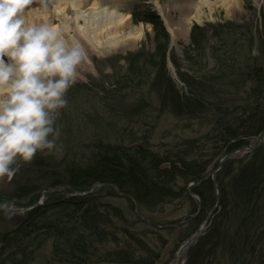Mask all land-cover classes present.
I'll return each mask as SVG.
<instances>
[{"label": "trees", "instance_id": "16d2710c", "mask_svg": "<svg viewBox=\"0 0 264 264\" xmlns=\"http://www.w3.org/2000/svg\"><path fill=\"white\" fill-rule=\"evenodd\" d=\"M261 15L263 25L258 39L240 35L239 27H232L231 23L192 27L193 46L187 50L185 59L189 64L187 71L183 69L184 59L173 54L185 89H181L169 73L167 45L159 46L151 54H145L143 49L130 53L127 56L129 75L120 76L113 83L121 90L129 89L122 93L126 94L140 87L144 78L147 81L143 84L151 82L152 89L161 99L159 117L172 111L178 115L199 112V117L203 115L201 123L210 126L207 133L200 138L187 137L174 146L167 145L164 151H154L152 140L159 123L158 116L151 122L147 121V116L144 117L145 132H132L128 129L130 123H119L121 128H117L116 138L126 136L130 143L119 144L101 139V142L96 141L82 149L81 156L71 158L68 165L67 160L36 154L31 162H25L20 168V180L10 182L9 186L14 188L6 194L9 199H5L6 202L10 198H20L30 204L39 200L40 193L50 187L65 186L71 191H81L98 182H108L134 196L144 217L138 214L134 201L128 197L131 211L127 213L99 191L68 197L52 192L42 204L27 212L21 223L12 225L10 217L3 218L0 226V264H39L42 257L44 264H151L155 254L147 236L158 233L162 238L160 230L164 227L156 224L171 223L161 214L167 205L177 200L180 203L190 201L191 189L201 195V214L202 218L206 217L217 196L213 181L203 180L193 187L190 184L201 181L211 168L217 166L219 160L214 158L222 153L225 156L233 148L249 143L250 138L260 136L264 130V65L251 62L254 61L255 44H258L257 50L264 52V11ZM146 21L168 38L159 16L147 13ZM212 37L216 40L212 41ZM207 52L212 54L210 58L213 62L207 59ZM156 56H160L158 62L155 61ZM146 57L147 63L157 66L156 74L150 79L141 71L140 63ZM137 79L140 84H135ZM122 80H128L130 84ZM124 119L129 118L126 116ZM212 141L213 152L210 153L212 147L207 150L203 143L207 145ZM245 153L227 160L217 173L221 207L226 205L227 208L221 221L225 225L235 223L233 232L238 233L228 245L231 259L228 264H264L261 259L264 254L261 249L264 237V146ZM2 201L4 195L0 196ZM190 202L193 207L191 213H196L198 201ZM0 213L10 215L6 210ZM113 215L120 219L121 224L113 219ZM196 220L189 226L191 229L185 228L190 230L185 239L202 224V220ZM141 223L147 226L143 235L130 229L132 225L136 227ZM207 239L203 248L209 251L205 260L210 262V255L214 252L212 248H216L221 241L215 232ZM49 242L50 254L45 256L44 250ZM256 254L260 258L258 263H255ZM206 261L204 264H207Z\"/></svg>", "mask_w": 264, "mask_h": 264}, {"label": "rangeland", "instance_id": "374dc122", "mask_svg": "<svg viewBox=\"0 0 264 264\" xmlns=\"http://www.w3.org/2000/svg\"><path fill=\"white\" fill-rule=\"evenodd\" d=\"M47 1L49 3H53L51 2V0ZM105 1H107L106 4L110 2V0H84V8L86 9L88 8V6L92 7L95 5L100 6ZM113 1L115 2V0ZM196 1L199 0H158L156 4L154 0H121V3H124V6L127 5V8L121 7L120 9L121 13L126 15V21L128 22L127 24H130V28L142 27L143 33L137 41L132 39L128 42H121L116 45L113 44V49H110L111 46H107L110 49L108 51H98L93 46L92 42L89 41L88 37L86 38L85 36L76 33V38L79 42H81L80 45L83 46V49L86 51L87 58H85V61L83 63L79 62L77 64L75 82L69 87L66 93V99L68 101L67 106L60 110V116L57 119V126L60 128L61 134L58 140L56 141V150H54L53 153H49L47 150H38L37 155H52L55 156L58 160H67V162H69L67 163L68 165L71 164V158H74V156L77 155L79 157L81 156V154L83 153L82 149L87 146H91L96 141L101 142V139L117 142L119 144L130 143V139L126 136L124 138L123 135H121V132H119V134L121 135L120 138H116V135H118L115 134L117 133V128H121V125H119V123H130L128 129H130V131L132 132L138 130L139 132H145V116L148 117V122H151L154 117L158 116L159 118L158 127L156 126L155 132L153 133L154 138L152 140V143L154 149L152 150L154 151H164L167 145L174 146L176 142L184 140L187 137L196 136L197 138H200L202 135L207 133V130L208 128L210 129V126L206 125V123H201V118L203 115L199 117V115H201V113L199 112L194 113V115H178L174 111H172L169 113H165L161 115V117H159L158 113L159 108L161 107V99L157 96L158 93L152 89L150 80L149 85L143 84L147 81H144L143 78L142 85L140 87L131 89L132 91L126 93L127 95L122 93L129 91V89L121 90V87L116 88L113 84L115 83L116 79L120 78V76L127 75L129 73L130 63L128 62L127 56L130 53L137 52L138 50L143 49V52H145V54H151L155 52L159 46L165 47L167 45V67L169 73L175 80L176 84L181 89H185V83L182 81L180 74L178 73L176 63L173 59V54H175L181 60L184 59L182 60L184 65L183 69L187 71L186 68L189 67V64L187 61H185L186 52L188 49L191 48V46H193L191 41V31L192 27H194L195 25L206 27L219 23H231V25H233L232 27H239L238 30L241 33L240 35L249 36L255 39L259 38L258 35L263 25V18L261 14L264 11V0H240L239 4L230 3L231 5L223 4L222 0H210L212 5L211 7L208 6L204 8V11L202 12V17H200L201 19H193L190 22L188 21L189 18L192 17L193 14H195V10L191 6ZM54 5L56 4H53V6ZM189 6L190 9L187 8ZM50 11H53L51 14H49V18L51 19L50 25H60L61 21L59 20L60 17L58 16V11L56 9H52ZM66 11V14L69 16H72L74 14L73 8L69 4H66ZM147 13H155L157 16L160 17L169 34L168 38L164 34H159L150 21H146ZM40 25H46L43 19L41 20ZM24 26H31L30 21L25 20ZM108 33H112V31H102V33H99L97 35L98 40H100L103 45L105 44L104 41H106L109 37ZM119 33L124 34L126 32L125 30H121V32ZM65 36L68 40H70V43H73V45L76 46V40H74L72 35L67 34ZM215 40L216 38L214 37L212 41ZM106 43L108 44L105 45L110 44L109 42ZM257 45L258 44H255L254 46V58L252 56V60L254 61L251 62H256L261 66V64L264 65V52L262 50H257ZM76 47L78 48L79 46ZM243 49L245 51V48ZM244 51L243 54H245ZM206 55L207 59L211 61L212 54L210 52H207ZM147 57L142 59L140 64L142 66V73H144L145 75H149L150 79L156 74L157 66H155V64L153 66L151 65V63H147ZM156 57L155 61L158 62L160 56L157 57L158 59ZM243 57L244 55L241 58ZM211 62H213V60ZM122 81L129 82L128 80ZM134 82L135 84H140V81L138 79ZM126 116L129 118L128 120L124 119V117ZM121 118L123 120H121ZM120 139L125 140V142H122L123 140ZM261 139L262 136H258L250 138L249 141L252 144H257L261 141ZM203 144L205 145V149L212 147V151L210 153L213 152V141L212 143H208L207 145L205 143ZM87 152L88 151H85V153ZM245 154V152H240L237 153L234 157L244 156ZM223 157L224 154L222 153L217 159H214L215 161L219 160L217 162V164H219L220 160ZM211 159L213 160V158ZM24 163L22 164V166L24 165ZM20 168L11 180H9L7 176L0 177V192H4L3 194L0 193V196L4 195V201L0 202V211L6 210L10 213L9 216L4 213H0V226H2L3 218L9 219V217L11 219L12 225L21 223L23 221L22 217L25 218L27 212L34 209L39 204H42L46 200L47 196L49 197V194L52 192H59L61 195L64 194L65 197H68L66 196L67 192L75 191H71L68 187L65 186H57L53 188L50 187L44 189L40 193V199L36 202L32 201L30 204H28V200H21L20 198H10V200H7L5 202V199H9L6 194L12 192L14 188L13 187L11 189L12 185L9 186L11 184L10 182H12L13 180H20L21 178L20 176L22 173L20 171ZM215 169L216 167L211 168L209 173H211ZM220 169L221 168H219L216 172V180L217 173L218 171H220ZM209 179L213 181V178L211 176L205 179V181ZM103 183L108 182H98L96 183V185L94 184L91 187L93 188L95 186L93 192H102L108 197V200L112 204L117 206L119 209L126 211L127 213L130 212L131 204L127 200V197L115 193L117 191L116 188L113 186L114 183H109L107 185L105 184L104 186L98 188V185ZM218 185V180L216 183L213 181V186L216 189L217 196ZM219 189L221 194L220 186ZM88 190H81V192ZM195 193L199 194L197 192ZM196 194H191L192 196L190 197V201H193L194 203L198 201L199 206H202V197L200 201L199 197ZM190 201L180 203V200H177L167 205L164 212L161 213L163 214L162 217L165 220H171V223H162L163 225L161 226L164 227V229L160 230L162 238L158 236V233H152L147 236V239L150 241V244L154 247L152 249L154 250L155 255L154 259H152L151 264H171L176 259L181 245L184 243L185 240L189 238L188 237L187 239H185L186 234L190 231L185 228L191 226L192 223L196 220V218L198 220H202V224L206 220V217L208 215L204 217L205 219L202 218L203 214H201V211L203 210L201 209L198 210V213H196V215H194L195 213H191L193 207ZM2 206H6L12 209H5ZM221 206L222 202L220 196L219 204H217L212 217H210L211 219L208 222L207 229L203 234L205 235L207 233L206 236H204V238H202L200 241L198 240L190 247L187 252L186 261L184 264H204V262L206 261L205 255L209 251L203 248V244L205 241L208 240L207 238H210V236L214 232L221 242L216 248H212L214 252L212 256L210 255L211 261H206L207 264H221L223 262V264H228L231 261V259H229L230 249L228 245L238 233L233 232L234 228H236L235 223L228 222V224L225 225V223L221 221L225 216L224 213L227 209L226 205L224 207ZM16 209L21 210L16 211ZM210 212L211 210L209 211V213ZM112 217L114 220L117 221V223L121 224L120 219L116 215H113ZM198 220H196V222ZM181 221L185 222L181 225L174 226L173 229L172 226L171 229L166 226L168 224H175ZM165 226L167 228H165ZM189 228L191 229L192 227ZM130 229L136 230L141 235H143V232L146 233L147 226L144 223H141L139 225H136V227L132 225ZM261 240L263 242V248L261 249L264 251V237H262ZM50 249L51 242L48 243L47 247L44 250L45 256L50 254ZM147 257L149 258V256ZM258 257L259 256L256 254L255 263L259 262L260 258ZM261 259L264 260V254L261 255ZM39 264H44L43 257L39 259ZM98 264L135 263L103 262Z\"/></svg>", "mask_w": 264, "mask_h": 264}, {"label": "clouds", "instance_id": "9594fccd", "mask_svg": "<svg viewBox=\"0 0 264 264\" xmlns=\"http://www.w3.org/2000/svg\"><path fill=\"white\" fill-rule=\"evenodd\" d=\"M32 3L0 0V177L9 180L38 150H56L57 119L81 58L56 28L24 26Z\"/></svg>", "mask_w": 264, "mask_h": 264}, {"label": "bare ground", "instance_id": "6f19581e", "mask_svg": "<svg viewBox=\"0 0 264 264\" xmlns=\"http://www.w3.org/2000/svg\"><path fill=\"white\" fill-rule=\"evenodd\" d=\"M51 2L53 3H49L47 0H33V3L25 9L24 19L29 20L31 26H39L43 19L46 25L54 27L60 32L69 46L74 45L70 43V40H68L65 35H72L74 40H76V46H79L80 55L82 56V58H80V63L85 61L87 54L83 46L80 45L81 42L77 40L76 33L86 38L88 37L89 41L92 42L93 46L100 52L113 49V44L116 45L121 42H128L132 39L137 41L142 36V27L130 28V24H127L126 15L120 11L121 7L127 8V5L124 6L121 0H115V2L110 0L108 4H106L107 1H105L100 6H88L86 9L84 8V0H51ZM154 2L157 4L158 0H154ZM222 2L225 5H231L232 3L239 4L240 0H222ZM53 4L56 5L53 6ZM66 4L72 6L74 13L72 16L66 14ZM211 5L212 3L210 0L196 1L191 6L195 10V14H193L188 21L191 22L193 19H201L200 17H202L204 8L208 6L211 7ZM187 8L190 9V6ZM52 9L58 11L59 20L61 21L60 25H50L51 19L49 18V14L53 12L50 11ZM121 30H125L126 33H119ZM102 31H112V33H108L109 37L104 41L105 44L109 42V45H103V43L98 40L97 35L102 33ZM107 46H111V48L109 49ZM184 251L185 249H181L176 259L171 264H184Z\"/></svg>", "mask_w": 264, "mask_h": 264}, {"label": "water", "instance_id": "95a60500", "mask_svg": "<svg viewBox=\"0 0 264 264\" xmlns=\"http://www.w3.org/2000/svg\"><path fill=\"white\" fill-rule=\"evenodd\" d=\"M263 132H262V139H261V141L259 142V143H257V144H252L251 142L250 143H245V144H242V145H240V146H237V147H235V148H233L232 150H230V152H228V153H226V155L220 160V162H219V164H217V166H216V169L214 170V171H212L211 173H209L208 175H206V177L205 178H203L201 181H199V182H194V183H192L191 184V187H193V186H197L198 184H200L203 180H205V179H207L208 177H212L213 178V181L216 183L217 182V180H216V172H217V170L219 169V168H222V166L224 165L223 163H225L227 160H229L230 158H232V157H234L237 153H240V152H251V151H255V150H257V149H259V148H261V147H263L264 146V130H262ZM107 185V184H109V183H103V184H99L98 185V188H100V187H102V186H104V185ZM96 185V184H95ZM113 186L116 188V193L117 194H119V195H124L125 197H128V198H130V199H132L133 201H134V203H135V206H136V210L139 212V210H138V201H137V199L134 197V196H132V195H130V194H126V193H123V192H121L120 191V189H119V186L118 185H116V184H113ZM95 187V186H94ZM94 187L93 188H90L88 191H79V190H75L74 192H67L66 193V196H70V195H74V194H81V195H85V194H88V193H91V192H93L94 191ZM190 193H192V194H196L193 190H191L190 189V191H189ZM220 189H219V186H218V196H217V199H216V202H215V204H214V206H212L213 208L211 209V212L208 214V216L206 217V220L204 221V223L199 227V228H197L198 230L196 231V232H194L191 236H189V238L187 239V240H185L184 241V243L181 245V247H180V249H179V251L181 250V249H185V251H184V263H185V261H186V256H187V252H188V250L190 249V247L194 244V243H196L198 240H199V238L204 234V232H205V229L207 228V226H208V222H209V220L211 219L210 217H212V215H213V213H214V211H215V209H216V206H217V204H219V200H220ZM198 197H199V199H200V201H201V197H200V195L199 194H196ZM39 204V203H38ZM33 206H35V205H33ZM201 206V205H200ZM200 206L198 207L199 209L198 210H200L201 208H200ZM3 208H8V207H6V206H2ZM32 208V207H31ZM8 209H12V208H8ZM21 209H16V211H20ZM196 213H198V211L196 212ZM196 213L194 214V215H196ZM139 215L141 216V213L139 212ZM193 215V216H194ZM25 218H23L22 217V220H24ZM185 221H181V222H177V223H175V224H168V225H166L167 227H171V226H178V225H181V224H183ZM156 224V223H155ZM157 226H159V227H162L160 224H156ZM165 226V227H166ZM179 253V252H178Z\"/></svg>", "mask_w": 264, "mask_h": 264}]
</instances>
